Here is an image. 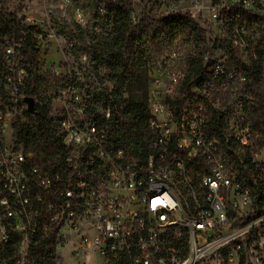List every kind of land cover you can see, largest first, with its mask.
<instances>
[{
	"label": "built area",
	"instance_id": "built-area-1",
	"mask_svg": "<svg viewBox=\"0 0 264 264\" xmlns=\"http://www.w3.org/2000/svg\"><path fill=\"white\" fill-rule=\"evenodd\" d=\"M204 1L188 0L186 10L200 16L208 9L216 21L196 20L206 73L187 84L174 67L151 76L149 155L142 162L114 145L105 90L86 85L94 77L89 56H82L80 70L66 61L44 72L45 49H76L70 31L105 30L108 36L109 27L97 20L105 23L119 4H130L133 30L143 20L156 28L162 19L192 16L179 6L145 8L144 0H42L38 12L0 0V264H37L31 250L44 238L54 242L56 264L65 256L74 264H202L213 257L223 264H264V103L245 74L251 65L241 61L253 41L264 47V0H236L231 8L213 1L206 8ZM227 9L249 17L238 13L235 23L224 22ZM62 31L68 32L64 43ZM220 47L241 64L231 67L224 55L214 56ZM180 51L173 44L165 60H177ZM35 73L65 86L57 90L56 118L65 159L55 167L37 162L14 137Z\"/></svg>",
	"mask_w": 264,
	"mask_h": 264
},
{
	"label": "trees",
	"instance_id": "trees-1",
	"mask_svg": "<svg viewBox=\"0 0 264 264\" xmlns=\"http://www.w3.org/2000/svg\"><path fill=\"white\" fill-rule=\"evenodd\" d=\"M240 13L242 20L249 14L242 9H235L233 17ZM156 28L147 20L141 27L133 30L130 4L112 7L105 23L100 27H109L108 36L99 44L96 52L97 68H106L110 73L112 89H105L104 100L112 107L113 119L109 130L116 147H125L133 155H140L145 162L148 152V89L151 80L149 69L162 56L164 51L178 44L187 50L186 82L204 78L205 69L202 63L204 34L197 22L190 16L179 15L160 20ZM229 66L241 63L229 51ZM264 70V52L258 48L256 59L252 60L245 74L255 80L259 101L264 103L262 77ZM52 78L35 73L26 87V95L38 100L35 113L25 112L27 122L17 121L14 124L16 144L27 153L34 155L35 160L45 166H57L65 159V148L59 136L58 121L50 116L47 92L52 86ZM64 85V84H63ZM31 256L37 264H56L53 241L42 239L33 246Z\"/></svg>",
	"mask_w": 264,
	"mask_h": 264
},
{
	"label": "rangeland",
	"instance_id": "rangeland-1",
	"mask_svg": "<svg viewBox=\"0 0 264 264\" xmlns=\"http://www.w3.org/2000/svg\"><path fill=\"white\" fill-rule=\"evenodd\" d=\"M77 3L79 4H84L85 2H87L88 0H75ZM156 0H144L143 2V6L145 8H157L158 11L160 10H169L175 6H179L180 9H182V13L183 14H190L193 18H195V20L200 21V22H205L206 25L208 24L209 26L212 25L214 22L213 16L211 15L210 12H208V9H205V11L199 16L198 13L196 12H191V11H187V7H188V0H184V2H182V4L180 3H175V1L173 0H162L161 3H155ZM211 1L214 2V4H222L228 7H232L236 0H205L204 1V6L206 8H209V6L211 5ZM18 4L20 3L21 6L24 7V9H26L27 11H33V12H38L39 10H41L43 8V4H41L42 0H17ZM132 10L135 13L136 16L142 18L144 17L142 11V7L138 6V5H133L132 6ZM228 13H226L224 15V17H222L225 20L230 23L233 24L235 23L233 20V13L231 12V9H227ZM214 14V13H213ZM98 18V17H97ZM157 18H148V20H151L153 23H156ZM97 23L100 25V23H104V21L100 18H98ZM207 25V26H208ZM214 26H216L215 24H213ZM216 29H218V27H216ZM110 29L107 30V33L109 32ZM219 31V30H217ZM61 33V37L60 41L62 43H64L62 41V37L65 34H68V32L62 31ZM69 33H73L74 35L77 36L78 41H79V45L76 47V49L72 50L71 52H65L62 53L60 51V49L58 50L57 46H52V48L50 47H46L45 49V57H44V62H43V71L46 72L49 70L50 67L52 66H60L62 65L64 62H69L68 65H70L71 67H74L75 69L80 70L82 68V56L83 55H87L89 56V60L90 62L88 63V65L90 66V71L88 74H93L94 77L90 76L87 79V83L86 85H89L91 87H96V88H102V89H109L111 90L112 85L110 83V73L106 68L100 67L97 68L96 66V52L99 50V44L104 42L105 39V30H97V31H70ZM258 48L264 52V47L263 46H259L256 42H252L251 44L248 45L247 50L245 51V49L243 50V52L241 53V57H242V64L245 67H249L252 64V60L254 59V54H257L258 52ZM168 51H164L162 56L159 57L156 61L155 64H153L151 66V68L149 69V74H150V78L151 76H155L156 74L161 73V70H164L165 68H169V67H174L177 70H183L184 73L189 74L187 71V67H186V55H188L187 50L182 49L181 48V55L180 57L175 60V61H170L168 59L165 60V58L167 57ZM229 48H219V49H215L213 52L214 56L217 57H221L222 55H224V59L222 61H225V59H229ZM164 66V68H163ZM163 68V69H162ZM262 77L264 78V70H263V74ZM150 84V82H149ZM65 88V86L62 83H59L58 81H54L52 82V86L48 89V96L50 98V100H48V106L50 108V116L52 118H54L56 120V118H59L61 115V102H60V96H57V94H59L60 90L61 92H63V89ZM262 89L264 90V82L262 83ZM36 102L38 103V100H36ZM16 121H21V122H27V118L25 116H19ZM15 121V122H16ZM62 264H74V261L71 260L68 256H65V258L62 260ZM202 264H223L221 262V260H219L218 258H210L205 260Z\"/></svg>",
	"mask_w": 264,
	"mask_h": 264
},
{
	"label": "water",
	"instance_id": "water-1",
	"mask_svg": "<svg viewBox=\"0 0 264 264\" xmlns=\"http://www.w3.org/2000/svg\"><path fill=\"white\" fill-rule=\"evenodd\" d=\"M27 107H28V112L31 114L35 113V108H36V101L34 98L27 97L25 99Z\"/></svg>",
	"mask_w": 264,
	"mask_h": 264
}]
</instances>
